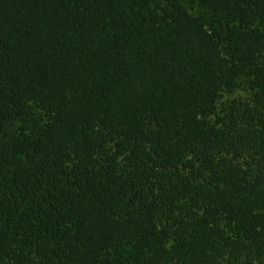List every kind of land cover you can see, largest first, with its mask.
<instances>
[{"label":"trees","instance_id":"1","mask_svg":"<svg viewBox=\"0 0 264 264\" xmlns=\"http://www.w3.org/2000/svg\"><path fill=\"white\" fill-rule=\"evenodd\" d=\"M197 1L0 0V264H264V0Z\"/></svg>","mask_w":264,"mask_h":264},{"label":"rangeland","instance_id":"2","mask_svg":"<svg viewBox=\"0 0 264 264\" xmlns=\"http://www.w3.org/2000/svg\"><path fill=\"white\" fill-rule=\"evenodd\" d=\"M184 4H186L193 13L198 14V13H203L206 14L207 16H210V14L206 13L204 8L198 3L197 0H181ZM217 20L222 21L223 23H227L228 20L224 16H219ZM252 99V94L251 92L247 89V86L242 87L238 91H236L232 95H225L223 98V101L221 103L220 109L222 110L223 106L229 105V103L233 100H242V101H249ZM223 115V113H221ZM37 117L41 118L43 120H46L44 115L40 112L37 111ZM215 118H213L214 120Z\"/></svg>","mask_w":264,"mask_h":264}]
</instances>
